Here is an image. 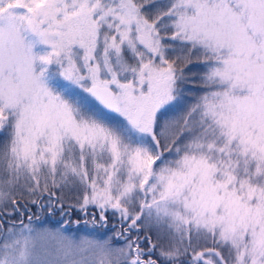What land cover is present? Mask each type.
<instances>
[{"label":"snow or ice","instance_id":"6c2138e0","mask_svg":"<svg viewBox=\"0 0 264 264\" xmlns=\"http://www.w3.org/2000/svg\"><path fill=\"white\" fill-rule=\"evenodd\" d=\"M66 190L123 247L37 250L32 217H11ZM93 248L264 264V0H0V264H93Z\"/></svg>","mask_w":264,"mask_h":264},{"label":"trees","instance_id":"16d2710c","mask_svg":"<svg viewBox=\"0 0 264 264\" xmlns=\"http://www.w3.org/2000/svg\"><path fill=\"white\" fill-rule=\"evenodd\" d=\"M188 74L195 76L198 74L201 69L197 65H192L189 66L188 68ZM200 81L198 79H193L190 82V88L187 90L186 95L187 99L185 101V105L181 108H178L175 110L174 113H170V115H176L179 116L183 113L186 112L187 106L194 103L193 97L196 95H199L198 92V87H199ZM67 191V190H66ZM58 195H62V204L63 207L61 209L60 207V202H57V206L53 211H49L47 207L44 209H40L37 206L32 205L31 203H28V208L30 211L23 212V222L28 221L29 222V216L32 217V221H37L39 220L40 222H46L47 224L50 225H62L63 228L66 230H69L70 232H75L74 228L78 230L87 227L89 223L92 222L93 216L92 213L96 212V209L90 208L89 214L85 215L84 213L80 212L75 205L77 204V195L72 192H66V193H57ZM21 201L28 200L30 198L27 197H18ZM46 199V198H45ZM43 202V201H42ZM21 217L19 215H15L11 217V219H16L19 220ZM67 221V223H65ZM97 221H98V215H97ZM78 222V223H77ZM87 222V223H86ZM116 223L115 220L109 219V224L107 227H101L99 223H97L96 226H91L92 228L95 229V232L97 233L98 231H103L108 232L111 230H114L112 228V224ZM7 227V225H5ZM143 235V233L141 234ZM148 235L154 236L155 238L153 239V243H158L156 233L155 232H149ZM145 247L147 246L146 244L144 245ZM155 258V257H154Z\"/></svg>","mask_w":264,"mask_h":264},{"label":"rangeland","instance_id":"374dc122","mask_svg":"<svg viewBox=\"0 0 264 264\" xmlns=\"http://www.w3.org/2000/svg\"><path fill=\"white\" fill-rule=\"evenodd\" d=\"M67 191H65L66 193ZM25 224H28V221L24 222ZM63 224V223H61ZM50 225L46 222H40L32 221V226L37 230V233L39 235H35V244L37 247V250L43 252L46 250H54L55 248L59 247L61 241L60 236L67 237L71 239L74 243L81 244L84 243L85 246H87V241H104L106 239H111V245L112 247H123L124 241L123 239H116L114 238V232L117 229L104 232L98 231L95 232V229L92 228V223L87 224V227H84L77 231L76 228H74L75 232H70L69 230H66L62 227V225ZM155 232V231H153ZM207 246H211L210 243ZM86 255L90 256L93 264H99L100 260L103 258L100 254L98 249L93 248L90 252L86 253Z\"/></svg>","mask_w":264,"mask_h":264},{"label":"flooded vegetation","instance_id":"af4514ba","mask_svg":"<svg viewBox=\"0 0 264 264\" xmlns=\"http://www.w3.org/2000/svg\"><path fill=\"white\" fill-rule=\"evenodd\" d=\"M19 216H20V215H19ZM20 217H21V216H20ZM23 217H24V215H23L21 218L23 219ZM21 218H20V219H21ZM20 219H19V220H20ZM13 220H15V221H17V222L19 221V220H16V219H13ZM154 238H155V237L152 236V240H153Z\"/></svg>","mask_w":264,"mask_h":264}]
</instances>
